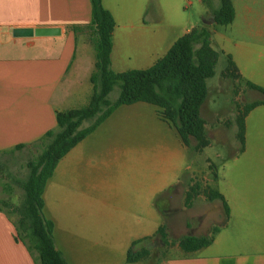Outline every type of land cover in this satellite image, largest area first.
Listing matches in <instances>:
<instances>
[{
    "label": "crops",
    "instance_id": "1",
    "mask_svg": "<svg viewBox=\"0 0 264 264\" xmlns=\"http://www.w3.org/2000/svg\"><path fill=\"white\" fill-rule=\"evenodd\" d=\"M101 2L115 24L110 53L115 73L149 68L180 36L202 27L184 21L180 10L190 6V0ZM255 5L242 4L240 43L231 45L230 39L216 37V30L208 31L211 47H220L237 68L238 85L246 87L249 82L264 89V11L255 14ZM208 18L212 17L204 20ZM89 22V0H0V154L37 149L31 144L56 128V111L87 104L95 59L85 70L75 62L78 53L93 58ZM15 29L45 33L14 37ZM79 76L89 89L71 85ZM211 88V95L221 91L217 85ZM246 90L247 95L256 92L247 87L242 92ZM234 91L230 104L238 100ZM259 96L246 104L263 100ZM204 115L200 113L207 139L209 135L220 143L230 123L223 122L224 130L220 129L207 103ZM244 126L243 150L238 144L228 154L213 152L215 160L204 159L208 169L204 172L193 159L199 160L213 142L208 140L206 148L195 152V142L191 139L189 147L184 146L176 131L159 119L155 106L137 102L118 107L58 162L42 194L43 215L53 223L54 245L66 264H129L128 249L141 248L148 249L150 257L131 264H264V104L248 112ZM17 145L25 147L14 151ZM183 177L186 182H181ZM193 185L201 192L185 207L184 197ZM5 188L10 191V184L0 177V190ZM208 188L223 197L227 217L220 200L205 199ZM175 193L182 207L171 212ZM4 200L11 203L9 194L0 195V202ZM195 201L200 204L191 213ZM9 210L0 206V264H35L36 253L15 240ZM184 213H191L187 221L170 219ZM161 225L169 244L153 262L155 232ZM214 228L211 243L196 252L184 253L176 244L184 236L209 237Z\"/></svg>",
    "mask_w": 264,
    "mask_h": 264
},
{
    "label": "trees",
    "instance_id": "2",
    "mask_svg": "<svg viewBox=\"0 0 264 264\" xmlns=\"http://www.w3.org/2000/svg\"><path fill=\"white\" fill-rule=\"evenodd\" d=\"M90 1V22L87 26L94 34V70L90 75L92 92L85 106L55 112L56 128L49 130L31 146L39 150L38 154L27 161V175L18 182L23 197L19 206L14 207L8 201L0 206L9 210L15 229V240L22 243L29 253L35 252V264H66L53 240V223L43 215L42 194L48 179L58 162L71 148L91 134L118 107L137 102L151 104L157 108L159 119L171 126L182 144L189 147L192 139L193 150L201 152L209 145L205 135L204 121L200 116V107L207 97L206 81L214 76L218 54L210 45V32L207 26L192 28L180 36L166 54L146 69H132L115 73L110 68L112 32L114 20L109 11L103 8L101 0ZM208 5V1L201 0ZM218 7L213 10L214 23L227 26L232 23L234 9L231 0H217ZM77 27H72L76 30ZM223 73L226 78H238L237 68L229 56ZM246 87L260 93L263 100L245 104L235 117L236 140L239 151L244 148V119L253 108L264 104V89L246 82ZM118 87L119 94L110 102L108 95ZM85 123L88 125L82 127ZM25 145H17L14 151H20ZM3 191H8L6 188ZM199 190L193 186L184 197V206L190 207ZM207 201L220 200L225 217L227 205L223 197L208 188L203 192ZM217 229L211 230L209 237L184 236L176 244L184 253H193L212 241ZM155 236L163 245H168L164 226H159ZM138 242V241H137ZM136 243V242H135ZM133 243V245L135 244ZM150 257V251L141 248L136 252L128 249L126 263H136Z\"/></svg>",
    "mask_w": 264,
    "mask_h": 264
},
{
    "label": "rangeland",
    "instance_id": "3",
    "mask_svg": "<svg viewBox=\"0 0 264 264\" xmlns=\"http://www.w3.org/2000/svg\"><path fill=\"white\" fill-rule=\"evenodd\" d=\"M192 4L190 6H187V8L181 9L180 12L182 13V16L185 18L184 21H188V23L191 22H196L197 25L204 26L203 21L204 17H212V12L218 7V1L217 0H206L208 1V5H205L204 3L198 4L195 3L194 0H190ZM235 9V17L234 20L231 24L227 26H220L217 25L216 23H211L208 25H205L208 27V29L211 30H216L217 34L216 37H226L230 39V44L233 45V43H240L242 39V4L243 2H246L248 4L252 3L254 1L256 3L255 7V14L259 12L264 11V0H231ZM260 4V5H259ZM262 5V7H261ZM185 6V3L183 4ZM260 8V9H259ZM262 8V9H261ZM211 19V18H208ZM87 40L89 42L90 46H93V40H94V34L92 31L88 29L87 31ZM82 42L80 38L78 39V48H82ZM214 50L218 53V59L214 68V76L212 78L207 79L206 85L209 88V94L207 95V99L205 102L202 104L200 113L201 116L204 117V107L207 103L208 106H210L212 113H216L215 119L217 120L218 127L220 129L224 130L223 127V122H229L230 125L229 127L224 130L225 135H224V140L221 141L220 143L215 142L214 139L208 135V140L210 142H213L212 148H209L208 150H205L203 152L202 156H200V159L196 158L195 160L193 159V162H195L194 166L197 167L198 170L201 171H207L208 169L206 168L207 164H205L204 159L205 158H213L214 159V154L216 151L217 152H224V153H231L233 152L237 146L238 142L235 139V117L238 113L239 110L243 108V106L251 102L253 100H257L261 96H259V93L257 92H250L249 95H247V90L245 93L242 92V90H245L246 87L241 86V84L238 85V83L234 79H229V78H222V74L224 73L226 67H227V58L226 55L222 52L220 47L217 45H213ZM78 52V51H77ZM93 58L91 59V56L85 55L81 56L80 53L77 55V61L75 62V66L77 62L79 63V69H84L87 67V65L91 64V60L94 61V50L92 52ZM81 56V58H80ZM79 60V61H78ZM81 65V66H80ZM92 68L91 65L89 66V69ZM85 70V69H84ZM70 81V80H69ZM70 83V82H69ZM71 85L75 87V89H79L81 91H85L86 89H89L90 85L88 84L87 81H85L84 77L79 76L78 78H75L72 82ZM217 85L220 86L221 91L219 93L212 94V86ZM235 89L233 97H237L238 100L232 101L230 104V98L232 96L231 94V89ZM119 94V89L118 87H115L111 93L108 95V99L110 102H113L116 100ZM213 98L215 101L212 103L210 101V98ZM88 124H84L82 127H86ZM28 150V149H27ZM23 150L21 153H16V154H0V177L3 179V181H8L10 184V191H2L0 190V195L2 197H7L9 194L11 204L14 207H17L20 205L23 197L22 190L20 189V186L18 183H16L13 180H24L26 175H27V168H26V163L28 160L36 156L39 152L38 149H33L29 148V151ZM200 178V175H198ZM186 177H183L181 179V182H186ZM213 188V187H212ZM5 192V193H4ZM177 192V191H176ZM201 191H199L200 194ZM175 195V196H174ZM171 196V212L176 210L177 206L180 208L182 207V201H178L177 199V193ZM196 198V197H195ZM194 198V199H195ZM181 200V199H180ZM200 203L198 201H195L193 203V209L191 213L195 212V209L198 207ZM184 205V202H183ZM3 209H8L6 207H2ZM173 208H175L173 210ZM175 212V211H174ZM190 213V214H191ZM190 214H181L178 215L174 214L171 215L170 219L174 220V222L177 221V217L181 218L182 222L188 220V216ZM15 219V216L12 217ZM15 230V229H14ZM175 234L180 235L181 231L179 229L175 230ZM155 241V246L153 247V262L157 261L160 259L164 254L162 253L163 250L161 248L165 245L160 242L159 237L155 236L154 237ZM170 244L174 245L175 242H171ZM152 251V250H151ZM142 264H149L146 262H142ZM150 264H154L150 262ZM156 264V263H155ZM159 264V263H157Z\"/></svg>",
    "mask_w": 264,
    "mask_h": 264
},
{
    "label": "water",
    "instance_id": "4",
    "mask_svg": "<svg viewBox=\"0 0 264 264\" xmlns=\"http://www.w3.org/2000/svg\"><path fill=\"white\" fill-rule=\"evenodd\" d=\"M214 23V19H208V20H204L203 24L204 25H208ZM45 33V31L43 30H33V29H15L12 31V35L14 37H32V36H37V35H41Z\"/></svg>",
    "mask_w": 264,
    "mask_h": 264
}]
</instances>
